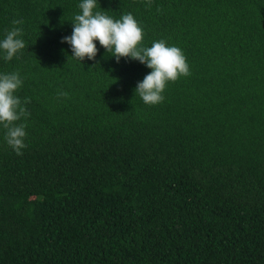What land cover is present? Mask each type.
<instances>
[{
	"label": "trees",
	"instance_id": "obj_1",
	"mask_svg": "<svg viewBox=\"0 0 264 264\" xmlns=\"http://www.w3.org/2000/svg\"><path fill=\"white\" fill-rule=\"evenodd\" d=\"M81 2L0 0L31 100L22 155L0 126V264H264V0H97L185 55L155 105L146 65L72 57Z\"/></svg>",
	"mask_w": 264,
	"mask_h": 264
},
{
	"label": "clouds",
	"instance_id": "obj_2",
	"mask_svg": "<svg viewBox=\"0 0 264 264\" xmlns=\"http://www.w3.org/2000/svg\"><path fill=\"white\" fill-rule=\"evenodd\" d=\"M80 14L73 17V31L71 36H65L62 43L71 46L72 57L83 61L85 57L94 60L98 49L94 41H99L107 52L119 63L121 57L137 60L146 65L151 72L141 82H138L135 94L145 104L155 105L164 101L162 95L167 82L176 81L180 76H188L189 66L182 50L169 47L164 40L155 41L151 47H142L143 30L131 13L122 15L120 19H113L102 11H93L97 7V0H82L78 5ZM13 27L6 30L5 38L0 41V50L6 55L4 59L10 61L20 50L25 48V41L20 39L23 20H12ZM23 80L19 72L0 74V126L5 129L4 139L17 155H22L26 147V124H16L30 113L24 106L30 103L25 98L24 104L14 93L22 86ZM59 97H68V93L59 92Z\"/></svg>",
	"mask_w": 264,
	"mask_h": 264
}]
</instances>
